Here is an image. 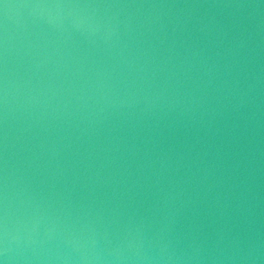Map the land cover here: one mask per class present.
I'll use <instances>...</instances> for the list:
<instances>
[{
	"label": "water",
	"instance_id": "obj_1",
	"mask_svg": "<svg viewBox=\"0 0 264 264\" xmlns=\"http://www.w3.org/2000/svg\"><path fill=\"white\" fill-rule=\"evenodd\" d=\"M0 264H264V0H0Z\"/></svg>",
	"mask_w": 264,
	"mask_h": 264
}]
</instances>
